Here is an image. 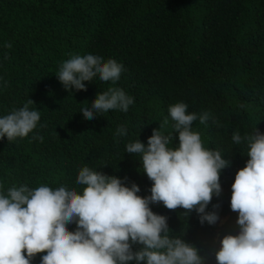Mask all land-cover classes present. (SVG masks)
<instances>
[{"label":"trees","instance_id":"trees-1","mask_svg":"<svg viewBox=\"0 0 264 264\" xmlns=\"http://www.w3.org/2000/svg\"><path fill=\"white\" fill-rule=\"evenodd\" d=\"M89 52L121 63L120 78L94 76L82 90H65L55 74L61 62ZM109 87L133 97L128 111L83 117L81 107ZM29 99L40 113L33 133L43 141L33 133L0 138V194L41 183L79 190L76 175L87 165L149 195L152 182L125 144L135 138L146 144L158 127L175 144L170 104L210 112L219 127L197 119L191 128L205 148L230 161L219 173V195L205 208L218 220L201 224L195 210H170L162 202L149 207L167 218L171 234L199 250L204 264H216L220 238L238 230L230 185L248 159L246 144H234L232 134L264 133V0H0V115ZM118 125L127 129L124 137L114 135Z\"/></svg>","mask_w":264,"mask_h":264},{"label":"clouds","instance_id":"clouds-1","mask_svg":"<svg viewBox=\"0 0 264 264\" xmlns=\"http://www.w3.org/2000/svg\"><path fill=\"white\" fill-rule=\"evenodd\" d=\"M122 70L115 59L89 52L70 54L55 74L65 90H82L84 81L94 76L115 82ZM133 102L121 88L109 87L79 111L93 119L109 110L127 112ZM29 104L31 99L0 115V138L11 142L33 133L40 113ZM186 110L183 101L168 106L175 144L158 127L152 129L146 144L135 138L124 146V152L139 155L140 169L152 182L149 195L140 196L135 183L125 185L121 178L87 165L76 175L79 190L41 183L34 188L10 187L0 194V264H30L37 253L38 264H204L199 250L171 234L167 218L149 207L162 202L170 210H195L201 224L218 220L215 211L205 208L213 195H219V173L230 161L221 151L205 148L191 124L197 119L201 124L210 120L217 127L220 124L208 111L197 115ZM126 132L118 125L114 135L124 137ZM32 139L43 141L39 132ZM231 139L234 144H246L248 159L230 185V209L237 213L238 230L220 238L215 261L264 264V133L254 128L241 136L234 131ZM72 223L75 228L70 231L66 225Z\"/></svg>","mask_w":264,"mask_h":264}]
</instances>
